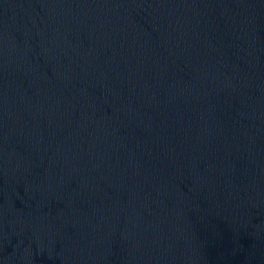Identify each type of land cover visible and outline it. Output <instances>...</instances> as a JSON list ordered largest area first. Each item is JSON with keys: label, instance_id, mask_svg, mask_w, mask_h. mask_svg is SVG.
Wrapping results in <instances>:
<instances>
[{"label": "water", "instance_id": "1", "mask_svg": "<svg viewBox=\"0 0 264 264\" xmlns=\"http://www.w3.org/2000/svg\"><path fill=\"white\" fill-rule=\"evenodd\" d=\"M0 264H264V0H0Z\"/></svg>", "mask_w": 264, "mask_h": 264}]
</instances>
